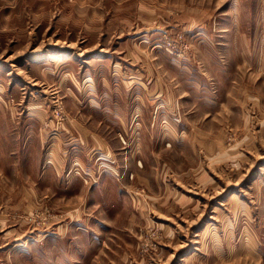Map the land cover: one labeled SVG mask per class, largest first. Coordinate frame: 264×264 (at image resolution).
I'll list each match as a JSON object with an SVG mask.
<instances>
[{
    "label": "rangeland",
    "instance_id": "obj_1",
    "mask_svg": "<svg viewBox=\"0 0 264 264\" xmlns=\"http://www.w3.org/2000/svg\"><path fill=\"white\" fill-rule=\"evenodd\" d=\"M0 264H264V0H0Z\"/></svg>",
    "mask_w": 264,
    "mask_h": 264
},
{
    "label": "crops",
    "instance_id": "obj_2",
    "mask_svg": "<svg viewBox=\"0 0 264 264\" xmlns=\"http://www.w3.org/2000/svg\"><path fill=\"white\" fill-rule=\"evenodd\" d=\"M101 62H106V61L103 60ZM92 77H93V80H94V76L93 75H92ZM92 77H91V79H92ZM76 80H77V77L73 76L72 81L74 82V84L76 83ZM101 81L103 83L107 84V85H110L108 79H106V78L102 77ZM76 85H77V83H76ZM87 86H89L87 90H85V88L84 89H81V88L71 89L70 88L71 90H69L68 94L71 95V98H75V97L78 98L79 96L89 97V105L91 103V106H97L98 102L95 99V98H97V95H98L97 87L95 85H92L91 83L88 84ZM74 91H77V93H75ZM87 93H88V95H87ZM102 96H108V93L105 91V92H103Z\"/></svg>",
    "mask_w": 264,
    "mask_h": 264
},
{
    "label": "bare ground",
    "instance_id": "obj_3",
    "mask_svg": "<svg viewBox=\"0 0 264 264\" xmlns=\"http://www.w3.org/2000/svg\"><path fill=\"white\" fill-rule=\"evenodd\" d=\"M232 197H234V196L232 195Z\"/></svg>",
    "mask_w": 264,
    "mask_h": 264
}]
</instances>
